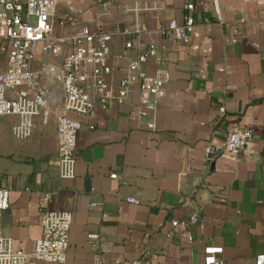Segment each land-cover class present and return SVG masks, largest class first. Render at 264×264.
Here are the masks:
<instances>
[{"label":"crops","instance_id":"0c3cea01","mask_svg":"<svg viewBox=\"0 0 264 264\" xmlns=\"http://www.w3.org/2000/svg\"><path fill=\"white\" fill-rule=\"evenodd\" d=\"M190 2L196 26L183 42L166 27L184 22ZM56 21L61 36L71 34V21L114 33L105 79L115 94L129 60L150 44L156 54L145 70L167 71L170 80L151 115H141L136 85L124 102L97 107L91 116L69 112L81 122L71 179L59 174L54 116L46 124L37 119L25 139L13 134L15 116L3 120L10 129L0 154V186L10 191L3 232L13 249L33 252L43 234V195L51 192L48 208L73 212L68 260L74 264H203L208 244L222 246L228 264H255L264 254V11L254 0H59ZM136 23L146 30L140 46L127 49L133 37L118 30ZM235 125L253 131L239 157L222 152L207 160L204 147L223 143ZM192 215L198 220L189 244L172 222ZM26 264L61 263L29 256Z\"/></svg>","mask_w":264,"mask_h":264},{"label":"built area","instance_id":"2783aa9c","mask_svg":"<svg viewBox=\"0 0 264 264\" xmlns=\"http://www.w3.org/2000/svg\"><path fill=\"white\" fill-rule=\"evenodd\" d=\"M254 1L264 11V0ZM58 5L59 0H0V116L17 118L12 131L20 139L33 134L37 119L46 124L54 116L59 174L61 178L71 179L76 176L77 136L81 122L68 113L91 116L97 107L107 109L113 101L124 102L129 88L136 85L141 115L154 114L166 93L170 73H147L144 63L156 54L155 44H150L129 60L127 75L115 94L113 86L105 79L112 72L107 59L114 33L94 31L89 25L71 21V34L57 35L55 24ZM187 10L183 23L171 20L166 27L174 38L183 42L189 41L196 26L194 2L187 5ZM66 23V20H62L59 24ZM145 30L142 23H136L133 28L118 30V33L133 37L125 42V47L131 49L140 46ZM45 56L50 60L37 68L36 63ZM59 57L60 60H57ZM47 77L52 80L50 86L46 84ZM224 109V106L220 107L222 113ZM148 126L154 129L155 121H150ZM252 137V129L235 125L223 143H209L204 147L206 159L212 160L222 152L238 158ZM111 176L116 178L118 174L115 172ZM9 194L6 186H0V264H26L29 256L46 262L74 264L68 260L73 212L48 208L46 203L51 200L52 193L45 192L40 208L43 234L33 252L28 254L14 250L11 238L3 232V215L10 207ZM126 200L139 203L137 198L131 196L126 197ZM197 220V216L192 215L188 221L175 219L172 224L183 229V236L191 244L194 236L190 227ZM97 236L91 234L93 238ZM222 253V246L206 245L203 264H228L222 259ZM96 264L121 263L117 260H99ZM134 264L141 262L135 261ZM255 264H264V254L255 257Z\"/></svg>","mask_w":264,"mask_h":264},{"label":"rangeland","instance_id":"374dc122","mask_svg":"<svg viewBox=\"0 0 264 264\" xmlns=\"http://www.w3.org/2000/svg\"><path fill=\"white\" fill-rule=\"evenodd\" d=\"M9 118L8 116H0V124H3L2 130H0V154H2L6 149V141H8V137L10 134V129L8 125H6L3 120Z\"/></svg>","mask_w":264,"mask_h":264}]
</instances>
